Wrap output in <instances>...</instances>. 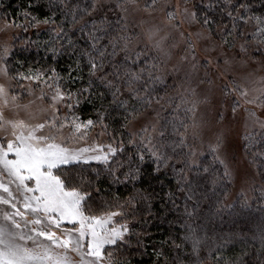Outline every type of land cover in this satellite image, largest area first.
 <instances>
[{"label": "snow or ice", "instance_id": "obj_1", "mask_svg": "<svg viewBox=\"0 0 264 264\" xmlns=\"http://www.w3.org/2000/svg\"><path fill=\"white\" fill-rule=\"evenodd\" d=\"M135 3L136 0H118L109 6L105 0H89L81 8L78 3L73 5L65 0H47L49 14L42 18L25 12L28 25L35 27L43 24L51 28L53 36L50 42H66L59 47L54 44L48 48L53 53V58L65 47L72 49V54L77 56L75 69L70 66L67 77L60 76L55 68H29L27 72L10 75L13 73L9 65L11 50L8 47L0 48V77L4 81L0 82V264H129L126 257L118 258L117 250L131 248L133 237L136 238L137 246L143 247L142 237L146 233L135 229L144 219L139 215L143 211L140 208L141 202L150 208L152 194L133 188L122 203L119 196H113L111 200L102 199L98 207L106 210L97 214L92 210V205L97 202L93 200V193L88 190L93 187V181L73 174L65 167L75 162H100L106 166L104 171L112 177L113 182L135 183L141 177L140 165L147 154L154 162V173L167 174L171 169L172 175L177 179V189L185 198L184 215L189 218L196 214L201 197L207 199V195L199 191L202 184L210 183L215 188L231 178V171L221 158L225 147L224 130L216 134L215 144L210 146L214 153L213 161L224 165L223 174L220 175L213 171L211 165L199 160L201 154L188 143V126L182 121L179 122V127L185 129L183 133L179 131L177 122L172 123L177 139L171 143L166 142V125L160 131L151 122L143 124L136 131L130 129L132 121L138 120L152 107L154 85L163 82V76L157 74V64L149 61L148 53L143 49L137 50L138 44L132 43L131 37L127 35L126 25L120 24V20L125 17H119L115 28L106 18V10L115 9L125 13L128 6ZM155 5L156 0H152L151 4L145 5V11L155 8ZM209 7L214 5L210 4ZM250 10L249 0H235V3L227 0L221 12L229 18L231 28L239 32L237 21L246 23L249 19H255L258 25H264V17L246 16ZM58 12L63 15L60 24L56 23ZM185 13L196 19L195 12L188 13L185 9ZM168 15L174 18L173 13ZM85 16L88 19H84ZM213 22L208 16L203 19L205 26ZM66 23L79 25L80 31L87 37L86 47H75L71 36L65 31ZM13 26H17L15 21ZM7 27L5 24L0 30ZM173 27L179 29V23ZM228 27L224 25L220 31L231 36L233 33L228 31ZM157 31L149 28L144 35L159 48L160 42L155 40ZM256 31L261 38L260 43L264 44V27L258 26ZM180 34L183 36L182 32ZM211 34L209 29V36ZM200 35L197 33L198 38ZM222 43H228L226 37H222ZM187 44V51L194 57L195 45L191 40ZM240 51L247 52L244 44L240 46ZM261 54L264 55V52ZM182 59H187V56ZM228 63L225 60V64ZM83 68L87 69V82L73 90L68 85L83 82ZM73 71L80 74L73 76ZM21 81L29 83L22 84ZM232 84L230 93H237L247 104L264 107V78L260 79L258 88L250 89L245 83L235 79ZM37 88L40 90L39 94L36 92ZM98 88H103L104 91H97ZM188 91L194 94V89ZM250 91L256 95L249 98ZM25 94L34 99L25 104L18 103ZM94 95L101 101L110 96L108 107L104 108L102 104L101 108H97L96 119H82L75 110L84 100L91 102ZM159 99L161 98H155V103L158 104ZM206 101L207 97L204 101H199L181 96L176 109L184 107L186 112L194 114L197 105ZM239 106L237 99L233 113ZM62 109L66 110V114H61ZM115 111L124 114V123L120 127L127 130V141L116 130H110V125L105 122L111 112ZM245 111L254 125L259 124L264 128V121L256 116L255 111ZM97 126L99 131L96 132V138L107 136V143L93 139L85 147L75 146L88 139L91 130ZM193 126L198 127L195 122ZM65 129H69L70 133L66 135ZM246 140L253 142V137L249 135ZM129 147L134 151L128 158L118 159ZM245 147L248 148L249 144L246 143ZM168 148H171V153ZM257 155L264 160V153L254 154V159ZM94 171L99 175L98 169ZM95 191L98 194L100 190ZM168 196L171 199L174 193L170 191ZM260 197L264 200V189L261 190ZM189 202L192 203L191 210ZM220 206L232 207L223 204ZM242 207H249L247 198L242 201ZM259 238L264 247V227L260 230ZM183 241L191 243V257L194 259L187 258L190 259V264H204L200 258L202 238L191 225L188 226ZM173 247L179 252L184 243L173 242ZM222 247L224 244L219 246ZM219 248L214 256L216 264L221 261L223 264H242L240 257L225 258ZM155 254L157 264L161 257H164V264H184L179 255L169 260L163 251L158 250ZM74 255L79 259H74Z\"/></svg>", "mask_w": 264, "mask_h": 264}, {"label": "trees", "instance_id": "obj_2", "mask_svg": "<svg viewBox=\"0 0 264 264\" xmlns=\"http://www.w3.org/2000/svg\"><path fill=\"white\" fill-rule=\"evenodd\" d=\"M189 1L193 2L196 16L202 25L205 16H208L214 21L208 26H203L208 30L210 29L221 41L222 37H226L228 40L227 46L242 54L240 46L244 44L248 53H243L244 55L257 57L264 61V55L261 54L264 52V44L260 43L261 38L256 31L258 26L264 27V25H258L255 19H249L246 23L237 21L239 27V32H237L231 28L229 18L221 12L227 0ZM65 2L73 5L78 3L83 8L88 4L89 0H65ZM233 2L235 3V0ZM249 2L251 4V10L246 13V16L264 17V0H249ZM210 4L214 5V7H209ZM108 5L111 6L114 4ZM26 11L31 12L37 18H42L49 14L47 0H0V19L22 22L27 26V30L16 41L15 47L11 51L9 65L13 69V73L10 74L27 72L29 68H55L60 76L67 77L70 66L75 69L77 56L72 54V49L65 47L60 54L53 58V53L49 52L48 48L53 47L54 44L56 47H59L61 43L66 42H50L53 33L47 25L41 24L35 27L28 25L25 18ZM120 16L121 14H119L118 10H106V18L113 28L116 27V21ZM70 19L71 17H69ZM84 19H88V17L85 16ZM62 20L63 15L58 12L56 23L60 24ZM123 20H120V24L124 23ZM97 23H99V18L97 19ZM224 25L229 26L228 31L233 33L231 36H228L227 32L222 33L220 31V28ZM64 27L65 31L69 33L74 41L77 49L86 47L87 37L80 31L79 25L72 26L66 23ZM127 35L129 34L127 33ZM131 39L133 40V37ZM140 49L148 53L149 61L155 62L158 66L159 71L157 74L163 76V82L154 85L155 91L152 92L154 98L153 106L155 104V98H161L159 99V102H161L169 93H174L176 91L175 84L173 79L169 77L165 78L166 75H164L159 59L161 57L158 53L147 46H139L137 50ZM153 57H155L154 61ZM82 72L84 77L83 82L78 81L74 85H68L73 90L86 84L88 79L87 69L83 68ZM79 74L77 71L72 72L73 76ZM97 91H104V89L98 88ZM110 99L111 97L107 96L104 101H101L98 96L94 95L91 98V102L84 100L75 112L82 119H96V109L101 108L102 104L104 108H107ZM177 104H179L177 100L171 102L172 107L164 112L160 130H162V126H167L164 129L166 131V142L171 143L172 140L177 139L171 125L173 122H177V126L179 127V122L182 121L188 126L186 133L187 141L196 149L195 142L191 137L193 129L192 113L186 112L184 107L176 109ZM123 115V112L120 111L111 112L109 119L105 122L110 125V130H116V133L122 134L124 140L127 141L129 139L127 130L121 129L120 127L124 123ZM179 131L183 133L185 129L179 127ZM133 151L134 149L127 148L125 153L118 157V159L126 160ZM168 151L171 153V148H168ZM249 152L261 177L260 184L254 190L252 197L239 194L234 198L233 202L227 203V199L233 191L230 179L224 180L221 184L216 185L215 188L210 183H204L199 191L204 192L207 195V199L201 197L196 214L191 218L184 215L185 198L177 189V179L172 175L171 169L168 170L167 174L154 173V162L147 154L145 161L140 165L141 177L135 183L132 181L126 183L113 182L112 177L104 171L106 166L100 162L75 163L66 166V168L73 174L82 175L86 180L93 181V187L88 190L93 193V200L97 202L92 205L93 212L97 214L106 210L105 208L98 207L102 199L111 200L113 196H119L122 203L123 199L128 197L133 191V188L143 189L152 194L150 208L141 202L140 208L143 211H140L139 215L143 216L144 219L136 225L135 229L137 232L146 233L142 237L143 247H138L136 238L133 237L131 248L117 250L118 258L123 259L126 257L129 264H157V256L155 253L158 250L163 251L165 257L169 260L179 255L184 260V264H190V259L187 258L194 259L191 257V243L183 241V237L188 232L189 225L202 238L200 258L204 264H216L214 256L221 244H224V247L219 248V251L223 253L225 258L236 259L240 257L242 264H264V247H262L259 238L260 230L264 227V211H262V208H264V200L260 197L261 190L264 189V160L258 155L254 159L255 153H264V138L257 136L255 143L252 146L250 144ZM213 156V152L209 150L201 154L199 160L203 164L211 165L213 171L222 175L224 165L214 162ZM97 169L99 170V175L94 171ZM95 189L100 190L98 194ZM170 191L174 193L171 199L168 196ZM245 198L248 199L249 207L243 208L242 201ZM221 204L232 205V207H221ZM188 207L191 210V202L188 203ZM238 216H244L245 220H240ZM254 236L255 239L253 238ZM225 241L227 243H224ZM173 242L176 244L184 243L183 249L178 252L173 247ZM210 252L212 255H209ZM159 264H164V257L160 258ZM220 264H223V261Z\"/></svg>", "mask_w": 264, "mask_h": 264}, {"label": "rangeland", "instance_id": "obj_3", "mask_svg": "<svg viewBox=\"0 0 264 264\" xmlns=\"http://www.w3.org/2000/svg\"><path fill=\"white\" fill-rule=\"evenodd\" d=\"M117 2L118 0H105L107 4ZM151 3L152 0H136L134 5L128 6L127 12H119V14L125 17L123 24L126 25L130 37H133L132 43L138 44V47L152 48L161 57L159 59L164 75H166L165 78L173 79L176 91L169 93L158 104L155 103L138 120L132 121L130 129L136 131L143 124L151 122L156 125L157 131H160L163 114L172 107L171 102L177 100V103L180 104L181 96L199 101H204L207 97L206 102L197 105L194 114L191 112L192 125L194 122L195 125H198V127L193 126L191 134L196 150L200 154L211 151L210 146L215 144L216 134L220 130H224L226 133L225 147L221 158L225 160L231 171L230 182L233 190L227 203L233 202L239 194L252 197L254 190L260 184L261 177L256 164L252 161L249 148L250 144L252 146L255 143L257 136L264 138V128L259 124L254 125L249 120L248 112L245 109L255 111L256 116L264 121V107L245 103L244 99L240 98L237 93H230L229 89L233 86V79L245 83L250 89L258 88L260 79L264 78V61L257 57L240 54L237 50L235 51L222 43L221 39L212 32L209 36V30L199 22L197 16L196 19H192L185 13V9L188 13L195 12L192 1L156 0L155 8H148L145 11V5ZM169 13H173L174 18L170 17ZM176 23H179V29L173 27ZM5 24L8 27L5 30H0V48L8 47L12 51L27 26L22 22H15L17 26H13L12 21L0 19V28H3ZM149 28L158 30L155 40L160 42L159 48H156L155 42L146 39L144 33ZM181 32L183 36L180 34ZM197 33L201 34L199 38ZM189 40L195 45L194 57L187 51ZM185 56L187 59H182ZM225 60L229 61L227 65ZM242 61H246V63H242ZM249 81L257 83L253 84ZM0 82H4L2 77H0ZM12 83L15 85V81ZM21 83L28 84L29 82L21 81ZM189 89H194V94L188 91ZM39 91L37 88V94ZM45 91H47L46 88ZM255 95V92L250 91L249 98ZM32 99H34L33 96L25 94L18 103L25 104ZM237 99H239L240 106L233 113L234 103ZM37 103L40 102L37 101ZM61 114H66V110L62 109ZM98 131L99 127L97 126L91 130L88 139L75 146L85 147L92 143L93 139H96L97 142L107 143V136L96 138ZM69 133L70 130L65 129V134ZM249 135L253 137L252 143L246 140ZM246 143L249 144L248 148L245 147ZM75 163L82 164L84 162ZM238 218L245 220L244 216H238ZM109 250L111 251V249ZM73 258L79 259L75 255Z\"/></svg>", "mask_w": 264, "mask_h": 264}]
</instances>
